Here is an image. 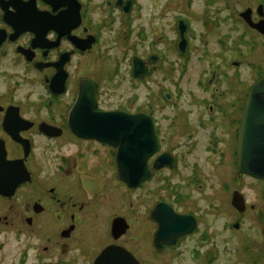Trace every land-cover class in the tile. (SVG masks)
Here are the masks:
<instances>
[{
  "label": "flooded vegetation",
  "instance_id": "1",
  "mask_svg": "<svg viewBox=\"0 0 264 264\" xmlns=\"http://www.w3.org/2000/svg\"><path fill=\"white\" fill-rule=\"evenodd\" d=\"M195 3L0 0V264L264 262V180L238 167L264 0ZM117 114L155 138L129 182L77 131Z\"/></svg>",
  "mask_w": 264,
  "mask_h": 264
},
{
  "label": "water",
  "instance_id": "2",
  "mask_svg": "<svg viewBox=\"0 0 264 264\" xmlns=\"http://www.w3.org/2000/svg\"><path fill=\"white\" fill-rule=\"evenodd\" d=\"M135 60L137 59L135 58ZM261 92H264V81L257 83L251 90V97L246 110V120L239 145L238 163L241 173L258 180H264V120H258L256 117L254 102L258 99H263V96L259 95ZM80 101L81 99L78 100L76 107L80 106ZM104 117L101 121L102 126L91 129H79L77 131L81 136L94 137L119 145L118 158L121 178L129 182L133 179L129 173L130 167L131 165L139 164V157L144 154L142 153L143 148H149L150 154L155 149L152 125L149 123V126H143L144 121L147 120H142L140 117H129L120 114ZM147 133H149V136H147ZM234 203H236V199H234ZM174 240L167 239L166 243L173 244Z\"/></svg>",
  "mask_w": 264,
  "mask_h": 264
},
{
  "label": "rangeland",
  "instance_id": "3",
  "mask_svg": "<svg viewBox=\"0 0 264 264\" xmlns=\"http://www.w3.org/2000/svg\"><path fill=\"white\" fill-rule=\"evenodd\" d=\"M164 1H167V0H144V2L141 0V3L143 5V14L147 16V15H157L160 12H165L167 19H169L171 16H173V14L175 13V10H172V9H165L164 10L162 8V3ZM196 1H197V3H195V5H194V10L195 9L200 10L201 7L203 6L202 0H195V2ZM167 15H169L170 17H168ZM168 57L171 59H174L175 54L170 53L168 51ZM246 186H247V184H246ZM166 261L169 264H194L192 259H191V255L189 254V252H187L186 254H184L180 257L174 258L171 261H169V259H166ZM246 263L250 264V261H248L246 259ZM219 264H226V262H225V260H223V261L221 260ZM260 264H264V262H261Z\"/></svg>",
  "mask_w": 264,
  "mask_h": 264
}]
</instances>
